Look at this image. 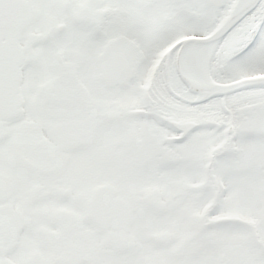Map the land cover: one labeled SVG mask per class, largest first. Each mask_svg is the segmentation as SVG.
<instances>
[{"label":"snow or ice","instance_id":"obj_1","mask_svg":"<svg viewBox=\"0 0 264 264\" xmlns=\"http://www.w3.org/2000/svg\"><path fill=\"white\" fill-rule=\"evenodd\" d=\"M0 264H264V0H0Z\"/></svg>","mask_w":264,"mask_h":264}]
</instances>
